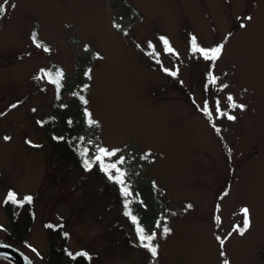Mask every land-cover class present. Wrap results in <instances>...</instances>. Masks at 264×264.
Returning a JSON list of instances; mask_svg holds the SVG:
<instances>
[{
  "label": "rangeland",
  "instance_id": "rangeland-1",
  "mask_svg": "<svg viewBox=\"0 0 264 264\" xmlns=\"http://www.w3.org/2000/svg\"><path fill=\"white\" fill-rule=\"evenodd\" d=\"M192 36L201 47L224 44L219 59L192 53ZM50 64L61 65L66 82L87 85L93 143L120 149L109 162L125 157V183L145 210L143 227L156 233V257L101 177L52 152L38 123L54 99L40 71ZM217 102L236 119L217 115ZM10 190L32 197L33 221L20 239L3 205ZM245 206L251 226L240 235L233 228ZM46 222L66 229L65 248L84 251V264H264V0H10L0 16V245L53 264ZM0 255V264H20Z\"/></svg>",
  "mask_w": 264,
  "mask_h": 264
},
{
  "label": "trees",
  "instance_id": "trees-1",
  "mask_svg": "<svg viewBox=\"0 0 264 264\" xmlns=\"http://www.w3.org/2000/svg\"><path fill=\"white\" fill-rule=\"evenodd\" d=\"M57 69L62 70L64 73L63 79L61 80L59 97L57 94L56 85L51 83L54 87V99L52 100L50 110L41 114L39 122L43 128V131L45 132L48 143L52 147V152L57 154V159L60 161L69 162L74 167L79 166L83 171H85L82 164L83 158L79 153L86 148L88 149V156L90 158L94 154L96 147L100 146L93 143L92 130L95 125L90 126L87 123L88 117L85 116V109L88 110L87 104H84L79 98L82 95L87 101V91L84 87L85 83H81V80L75 83L71 81L66 82V72L59 64H50L45 69V71H51L54 73ZM65 94L68 96H65ZM91 118L96 120L92 116ZM59 137H63V139H57ZM89 141H91V143H89ZM106 162L109 161L107 160ZM120 167L124 169V167ZM92 171L94 174H98L101 177L104 188L108 189V191L113 194L115 203L122 208V213L124 214L125 212L123 206L124 200L127 199L130 202L129 208L132 209V214L136 215L141 225L147 228V224L143 222V212H145V210L142 208L140 200L137 199L138 197L133 193L130 187L126 184L129 187L130 195L125 197L120 191V186L113 181H110L100 170L98 165H94L92 170L85 172L91 173ZM126 172L128 173L127 168ZM17 200H23V198ZM31 203L25 202L22 205L13 203L7 200V195L3 199V205L6 207V211L12 218V232L14 235H16V238H23L25 231L33 221V206ZM158 214L159 212L156 213L154 211V213L151 215V218H154V220L158 219ZM125 218L130 223V225L133 224L130 217L125 216ZM151 218L150 220H152ZM151 227L152 226L149 228ZM45 228L50 241V251L47 254V259L50 263L59 264L63 257L67 255L70 257L68 264H84L87 261V255H76L77 253H84V251H71L65 248L68 234L66 229H64L60 223L46 222ZM145 231L148 233V230ZM4 242L10 243L5 240ZM69 253H71V255H69ZM1 256L2 255H0V260ZM10 263L14 264L13 262Z\"/></svg>",
  "mask_w": 264,
  "mask_h": 264
},
{
  "label": "snow or ice",
  "instance_id": "snow-or-ice-1",
  "mask_svg": "<svg viewBox=\"0 0 264 264\" xmlns=\"http://www.w3.org/2000/svg\"><path fill=\"white\" fill-rule=\"evenodd\" d=\"M9 2H10V0H4V4L0 5V16L6 15V5H8ZM11 7L15 8V4L12 3ZM245 19L251 20V17H245ZM114 27L120 28V25L114 24ZM240 27L243 28V27H245V25L243 23H241ZM31 39H32L33 43L36 45V47L42 48L43 51H45V52L49 51L48 47H46L42 43L38 42L36 32H33L31 34ZM159 39L163 43L164 51L166 53L177 54V53H175L174 48L169 44V41L166 37H160ZM190 44H191L190 50L192 53H194V54L199 53L203 56V58L205 60H209L212 62H215L217 59H219V57L221 56L222 50L224 48V44H218V45L212 46L210 48L201 47L198 45L197 38L195 36H192L190 38ZM85 47L87 48L88 46H85ZM148 47L150 49H153V51H155L154 46H153L151 41L148 42ZM97 56H99V54H97ZM156 62L160 63L158 58H157ZM163 70L165 72L169 71L167 68H164ZM40 71L44 73V76L47 77L51 83L56 85L57 94L59 97V91L61 88V80L63 79V76H64V73L62 72V70L57 69L54 73L51 71H45L44 69H41ZM170 74L175 76L176 72L173 71ZM85 75L86 76L89 75V72H86ZM208 77H209V82L213 83V84L218 79L217 77L213 76L211 72L208 73ZM36 78L40 79L41 77L38 76ZM84 87L86 89L87 85H85ZM224 87H227V86L225 85ZM79 98L84 104H87V101L85 100V98L82 95ZM228 100L229 101L233 100L231 95H229ZM16 106L17 105L13 104L10 107L15 108ZM230 107H234V108L238 107L241 110H243L246 106L242 105V104L237 105L235 103H232V104H230ZM201 110L204 112V114L206 116L209 117V119H211L212 112L209 110L208 101L204 102ZM33 111H35V109H33ZM215 111H216L217 115H225L227 117V119H229V120H235L236 119V117L233 115L227 114L225 112H221V109L219 107L218 102H217V107H216ZM85 116L88 117L87 123L90 126H94L98 123L96 120L91 118V113H89L87 109H85ZM38 123H40V122H38ZM216 131L219 132V129L217 128ZM10 139L11 138L9 136L4 137V140H6V141L10 140ZM57 139H63V137H59ZM28 143H31V142L28 141ZM89 143H91V141H89ZM118 152H120V149L109 150L106 147L98 146V147H96L94 154L90 158L88 156V149H86V148L83 151H81L79 154L83 158L82 164H83L85 171H90V170H92L94 165H98L100 170L107 176V178L110 181H113L114 183H116L117 185L120 186V191H121L122 195L127 197L128 195H130L129 187L125 183V178H126V175H128V173L120 167L121 165H123L125 163V157L120 156L114 162H106L109 158L115 157ZM149 155H150V153L146 152V153H144V155L141 158L147 159ZM7 200L11 201L13 203H18V204L22 205L25 202L31 203L32 197L31 196H25L23 198V200H17L16 194L10 190L8 192V195H7ZM129 203L130 202L127 199L124 200V207L126 209L124 212V215L130 217L132 223L135 225V232L137 235V239L140 243V246L143 247L144 249H146L147 251H149L152 257H156L158 254V246L154 243V240L156 238V233L155 232H151L150 234L146 233L145 228L141 225L137 216L133 215L132 212L129 210ZM188 207H191V205H189ZM240 212L243 215L242 226H239V225L234 226L233 231L238 232L240 235H244L245 232L247 230H249V228L251 226L250 210L245 206V207H242L240 209ZM217 219H219V217H217ZM157 226L159 227V222H157ZM170 231H171V229L165 224L163 227V234L167 235ZM231 234L232 233H229L228 235L230 236ZM65 235H67V234H65ZM217 239L220 240L221 247H223L224 240L221 239L220 237H217ZM33 251H35V249H33ZM69 255H71V253H69ZM76 255L86 256L87 254L81 252V253H77ZM224 255H225L224 252L221 251V256L223 257ZM29 264H30V262H29ZM223 264H229V262L227 260H224Z\"/></svg>",
  "mask_w": 264,
  "mask_h": 264
},
{
  "label": "water",
  "instance_id": "water-1",
  "mask_svg": "<svg viewBox=\"0 0 264 264\" xmlns=\"http://www.w3.org/2000/svg\"><path fill=\"white\" fill-rule=\"evenodd\" d=\"M0 251L11 253L12 255L17 257V259H24L28 264H29V262H30V264H32L30 258L27 255H25L24 253H22L21 251L15 249L13 247L0 245Z\"/></svg>",
  "mask_w": 264,
  "mask_h": 264
},
{
  "label": "bare ground",
  "instance_id": "bare-ground-1",
  "mask_svg": "<svg viewBox=\"0 0 264 264\" xmlns=\"http://www.w3.org/2000/svg\"><path fill=\"white\" fill-rule=\"evenodd\" d=\"M19 260H20V264H26L25 261H23L22 259Z\"/></svg>",
  "mask_w": 264,
  "mask_h": 264
}]
</instances>
